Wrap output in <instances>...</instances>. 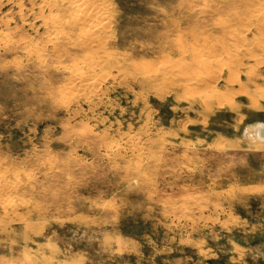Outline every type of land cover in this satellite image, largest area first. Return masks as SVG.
Returning <instances> with one entry per match:
<instances>
[{"label": "rangeland", "instance_id": "1", "mask_svg": "<svg viewBox=\"0 0 264 264\" xmlns=\"http://www.w3.org/2000/svg\"><path fill=\"white\" fill-rule=\"evenodd\" d=\"M32 1L0 0V264H264V0H96L92 60Z\"/></svg>", "mask_w": 264, "mask_h": 264}, {"label": "bare ground", "instance_id": "2", "mask_svg": "<svg viewBox=\"0 0 264 264\" xmlns=\"http://www.w3.org/2000/svg\"><path fill=\"white\" fill-rule=\"evenodd\" d=\"M29 2H31V1H29ZM95 3H96V0H33L32 1V4H34V6H36L38 9H40L39 11H41V10H47L48 11V13H47V15H46V20H47V22H50L52 25L53 24H58V23H60V22H62V21H65V22H67V23H71V24H73L78 30H79V32H81L82 34H83V36H84V38L86 39L85 40V43H87V47H88V53H87V55L89 56V59L90 60H92L93 58H97L98 57V54L100 53V54H103V55H105L106 57H107V55L105 54V50L103 49V48H98L97 46H98V44H97V46H95L96 45V41H95V45L93 46V45H89L88 43H91L92 44V42L94 41V39L95 38H97V37H100V35L102 34V31H103V25H105V22L104 23H102L103 22V19H105V17H104V13H103V11H101L100 10V8L98 9L97 7L98 6H96L95 5ZM260 3V2H259ZM262 3V2H261ZM11 4H13V3H11ZM264 4V3H263ZM20 5V4H19ZM245 5V4H244ZM33 6V7H34ZM20 8V7H19ZM249 8V7H248ZM45 13V14H46ZM105 14H107V13H105ZM253 15V14H252ZM261 15V14H260ZM39 16V15H38ZM262 18H264V17H262ZM251 20V19H250ZM262 20V19H261ZM41 21H42V19H41ZM102 21V22H101ZM246 21H247V19H246ZM66 23V24H67ZM250 23V22H249ZM248 23V24H249ZM260 23V22H259ZM264 23V22H263ZM63 24H64V22H63ZM62 24V25H63ZM65 24V25H66ZM227 24V23H226ZM228 25V24H227ZM252 25V24H251ZM58 26V25H57ZM60 26V25H59ZM103 26V27H102ZM224 26H225V24H224ZM223 27V26H222ZM248 27V26H247ZM251 27V26H250ZM47 28V27H46ZM68 28V27H67ZM73 28V27H72ZM234 28V27H233ZM233 28H232V30H233ZM240 28V27H239ZM246 28V27H245ZM249 28V27H248ZM58 29H59V27H58ZM252 29V28H251ZM60 30V29H59ZM58 30V31H59ZM236 31H239V30H237V29H235ZM248 30V29H247ZM246 30V31H247ZM52 31V30H51ZM58 31H54L53 33L56 35H58ZM61 31V30H60ZM56 32V33H55ZM68 32V31H67ZM66 33V32H65ZM69 33V32H68ZM234 33H236V32H234ZM237 34V33H236ZM242 34H244V33H242ZM104 35V34H103ZM54 36V35H53ZM64 36V35H63ZM224 36H226V35H224ZM239 36V35H238ZM238 36H236V38L238 37ZM243 36V35H242ZM67 37V36H66ZM79 37H80V35H79ZM79 37H78V39H79ZM74 38H75V36H74ZM77 38V37H76ZM222 38V37H221ZM48 39V38H47ZM70 39V38H69ZM227 39H229V38H227ZM251 39V38H250ZM72 40V39H71ZM105 40V39H104ZM231 40H232V38H231ZM234 40V39H233ZM253 40V39H252ZM256 40V39H255ZM52 41V40H51ZM63 41H65V40H63ZM100 42H102L103 40H99ZM53 42V41H52ZM75 42H76V40H75ZM74 42V43H75ZM100 42H98V43H100ZM62 43V42H61ZM247 43V42H246ZM48 44V43H47ZM227 45L229 44H231L230 43V41H229V43H226ZM100 45V44H99ZM242 45H243V43H242ZM241 45V46H242ZM30 46V45H29ZM103 46V45H102ZM101 46V47H102ZM212 46V45H211ZM250 46V45H249ZM28 47V46H27ZM56 47V46H55ZM76 47V46H75ZM92 47H97L98 49L97 50H94ZM233 47V46H232ZM235 47V46H234ZM256 47H257V45H256ZM32 48H33V46H32ZM31 48V49H32ZM79 48V47H78ZM225 48V46H223V47H220L219 49H215V48H213V47H207V48H204L203 49V51L205 52L206 51V53H204V54H207L206 56H207V60L205 59V60H202L201 58H200V64H204V67H202V65L201 66H199V70H202L203 68L205 69V68H209L208 66H207V63L208 64H215V65H213V66H216L217 64H220L221 63V61H222V59H220V56H219V54L218 53H220L221 55H224V56H227L228 57V55H229V53H228V55H227V53H226V50L224 49ZM227 48H228V46H227ZM242 48V47H241ZM243 48H244V46H243ZM246 48V47H245ZM254 48V47H253ZM28 49V48H27ZM65 49V48H64ZM96 49V48H95ZM202 49V48H201ZM41 50H44V49H41ZM83 50V49H82ZM94 50V51H93ZM186 50V49H185ZM63 51V50H62ZM202 51V52H203ZM247 51V50H246ZM259 51H260V49H259ZM42 52V51H41ZM91 52V53H90ZM184 52V51H183ZM193 52H194V54H195V56L194 55H192L193 54ZM191 51L190 52V54H191V56L192 57H190L192 60L195 58V57H200L201 55L197 52H195V50L194 51ZM235 53V52H234ZM246 53V52H245ZM249 53H250V50H249ZM261 53V52H260ZM37 54V53H36ZM190 54H189V56H190ZM197 54H199L198 56H197ZM203 54V53H202ZM59 55V54H58ZM235 55V54H234ZM247 55V54H246ZM51 56V55H50ZM85 56V55H84ZM100 56H102V55H99V57ZM104 56V57H105ZM194 56V57H193ZM204 56V55H203ZM230 56V55H229ZM243 56V55H242ZM198 57V58H199ZM231 57H233L232 59H231ZM231 57H228V60L229 61H231L230 62V64L232 65V66H238V64H239V62H241V60H235L236 58L234 57V56H231ZM81 58V57H80ZM100 58H103V57H100ZM190 58H189V60H190ZM198 58H196V61L198 60ZM262 58V57H261ZM40 59V58H39ZM212 59V60H211ZM234 59V60H233ZM192 60H190V62H194V60L192 61ZM95 61V60H94ZM107 61H108V59H107ZM195 61V62H196ZM246 61V60H245ZM202 62V63H201ZM226 62V61H225ZM233 62V63H232ZM83 64V63H82ZM193 64V63H192ZM52 66V65H51ZM190 66V65H189ZM193 66V65H192ZM210 66V65H209ZM219 66V65H218ZM244 66V65H243ZM92 67V66H91ZM200 67H202V69L200 68ZM86 68V67H85ZM90 68V67H89ZM189 68L190 67H188V69L186 68L185 69V71L187 70H189ZM194 68V67H193ZM215 67H213V71L215 70L214 69ZM223 68V67H222ZM76 69V68H75ZM92 69V68H91ZM160 69V68H159ZM175 69V68H174ZM217 69V68H216ZM94 70V69H93ZM155 70V69H154ZM191 72L193 71L192 70V67H191ZM198 70V71H199ZM219 70V69H218ZM80 71H81V69H80ZM79 71V72H80ZM95 71V70H94ZM144 71V70H143ZM194 71H195V69H194ZM193 71V73H195V75H197V76H195L193 73H192V75H194V76H191V78L189 77L191 74V72L189 73V71H188V74H190L189 76H187L188 74L186 73V72H184V70H183V72L184 73H186L187 75H185V80L188 78L189 79V81H190V84H189V86L191 87V88H194V89H196L197 90V88H202V87H199L201 84H203L204 86L206 85L205 83H206V81L205 80H208V79H210L209 77H208V79H207V77L206 78H204L203 76H205V75H202V76H198V74H200V73H198V71L197 72H194ZM203 71V70H202ZM201 71V72H202ZM207 71V70H206ZM205 71V72H206ZM213 71H212V74H213ZM78 72V73H79ZM86 72H87V70H86ZM208 72H210L211 73V71L209 70ZM214 72H216V70L214 71ZM218 72V71H217ZM235 72V71H234ZM74 73V72H73ZM158 73V72H157ZM196 73H198V74H196ZM204 73V72H203ZM202 73V74H203ZM249 73V72H248ZM87 74V73H86ZM89 74V73H88ZM182 74V73H181ZM212 74H210L211 76H212ZM237 74V73H236ZM236 74L234 75V79L232 80V82H233V84H235L237 87H241L242 85H240L238 82H239V77H240V75H238L237 74V76H236ZM79 75V74H78ZM91 74H89V75H87V78H86V81H88V80H90L91 82L90 83H88V85H89V87H93L94 86V83H95V79L94 80H92L89 76H90ZM201 75V74H200ZM209 76V75H208ZM243 76H244V74H243ZM92 77H93V74H92ZM214 77V76H213ZM212 77V78H213ZM245 77H246V82L247 83H252L253 82V78L252 77H250V76H246L245 75ZM245 77H244V79H245ZM257 77V76H256ZM180 78V77H179ZM183 78V77H182ZM181 79V78H180ZM214 79L216 80L217 78H216V76L214 77ZM211 80V79H210ZM75 81V80H74ZM77 81V80H76ZM188 81V82H189ZM213 81V80H212ZM204 82V83H203ZM224 82H225V84H231V83H227L228 82V80H224ZM69 83V82H68ZM209 83H210V81H209ZM81 84V83H80ZM84 84V83H83ZM186 84H187V82H186ZM212 84V83H211ZM72 85V84H71ZM86 85V84H85ZM202 85V86H203ZM208 85V84H207ZM69 86V85H68ZM203 86V87H204ZM209 86H210V84H209ZM211 87V86H210ZM225 88V87H224ZM228 88V87H227ZM227 88H226V90H227ZM246 88V87H245ZM256 88V87H255ZM264 88V87H263ZM87 89H88V87H87ZM186 89H188V88H186ZM194 89H193V91H194ZM229 90H227L226 92L224 91V94L222 93V92H220V91H217V92H212V93H209V94H207L208 96L205 98V97H201L199 100L200 101H203V103H206V101H209V102H211V101H214V103H215V105L218 107V108H222V107H229V108H232L233 109V103H232V105H231V103H229V100H228V102H226L225 100H223V99H225L226 98V96L228 95V99H230V95L232 94L233 95V93L235 94V92H233V91H231L230 89L231 88H228ZM233 89V88H232ZM260 89V88H259ZM183 90V89H182ZM245 90V89H244ZM87 91V90H86ZM213 91H214V89H213ZM259 91V90H258ZM264 89H260V91H259V95H258V99H250L251 101V104H252V108L253 109H259L260 108V102L262 101V102H264ZM188 92V91H187ZM236 93H238L237 91H236ZM89 94V93H88ZM189 94H191V93H189ZM188 94V96H190ZM203 94V93H202ZM206 94V93H205ZM204 94V95H205ZM193 95V94H192ZM197 95H199V94H197ZM242 95H244V96H246L247 95V92H245V91H243L242 92ZM191 98V97H190ZM226 98V99H227ZM179 99V98H178ZM231 100V99H230ZM200 103V102H199ZM213 107V106H212ZM204 111V110H203ZM207 111V110H206ZM236 121V120H235ZM182 125V127H183V124H180V126ZM246 125V126H245ZM242 139H243V141H244V143L245 144H247L248 145V147H251V146H256V148L257 147H260L263 151H264V123L263 122H254V123H248V124H243L242 125ZM115 146V145H114ZM21 175V174H20ZM23 178H24V176H23ZM27 179V178H26ZM5 180H6V178H5ZM13 180L14 181H18V180H20V177L18 176V175H16V176H14V178H13ZM14 183V182H13ZM17 184V183H16ZM15 185V184H14ZM1 186V185H0ZM1 191V190H0ZM12 203V202H11Z\"/></svg>", "mask_w": 264, "mask_h": 264}]
</instances>
